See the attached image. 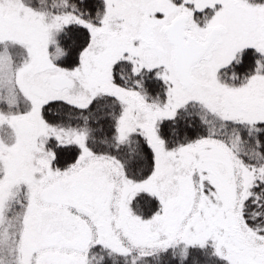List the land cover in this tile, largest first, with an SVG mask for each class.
Listing matches in <instances>:
<instances>
[{
  "label": "snow or ice",
  "instance_id": "snow-or-ice-1",
  "mask_svg": "<svg viewBox=\"0 0 264 264\" xmlns=\"http://www.w3.org/2000/svg\"><path fill=\"white\" fill-rule=\"evenodd\" d=\"M0 264H264V0H0Z\"/></svg>",
  "mask_w": 264,
  "mask_h": 264
}]
</instances>
